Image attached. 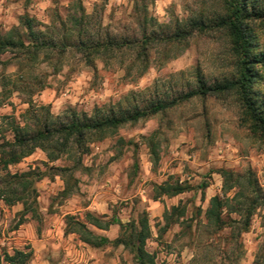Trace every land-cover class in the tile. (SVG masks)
<instances>
[{"label": "rangeland", "instance_id": "obj_1", "mask_svg": "<svg viewBox=\"0 0 264 264\" xmlns=\"http://www.w3.org/2000/svg\"><path fill=\"white\" fill-rule=\"evenodd\" d=\"M72 2L0 0V36L18 26L24 14L40 22L41 28L54 21L56 12L65 18ZM81 2L112 35L139 39L146 28L161 40L150 50L148 68L141 75V62L128 50L106 66L96 60L95 71L72 52L66 54L56 75L41 60L36 62L33 75L49 85L33 100L48 106L54 116L69 108L91 115L96 110L117 113L153 100L169 101L196 89L199 80L210 85L234 71L235 60L223 31L195 33L182 43L164 44L189 17L220 11L219 0ZM136 3L147 6L146 23L143 13L134 12ZM250 27L255 51L263 54L255 67L253 88L264 100V19H254ZM11 58L8 53L0 55V62ZM15 70L13 63L0 65L1 77ZM25 98L15 92L0 107V142L3 136L11 139L8 118L19 117L27 107ZM240 112L232 95L194 96L164 113L124 125L115 135L90 145L82 160L85 169L73 173L78 184L69 197L62 196L64 182L58 176L35 182L37 217H23L21 204L7 207L0 201V250H31L28 264H135L121 246L93 248L75 234L64 235L65 217L83 220L88 211L104 220L116 217L125 223L146 212L152 226L146 249L155 254L156 264H264V207L256 210L246 232L241 231V222L213 237L204 227L209 199L221 193L220 170L253 173L264 196V142L253 138L242 125ZM150 144L156 146V163ZM43 162H47L45 153L36 149L9 171L42 168ZM49 165L71 167L72 163L63 158ZM167 180L183 182L191 189L155 200V185ZM202 185L207 186L203 191ZM172 206L184 209V215L163 232V212ZM230 217L239 220L233 214ZM98 232L115 238L119 228L114 225ZM196 257L199 261L191 262Z\"/></svg>", "mask_w": 264, "mask_h": 264}, {"label": "trees", "instance_id": "obj_2", "mask_svg": "<svg viewBox=\"0 0 264 264\" xmlns=\"http://www.w3.org/2000/svg\"><path fill=\"white\" fill-rule=\"evenodd\" d=\"M29 1V0H28ZM221 10L211 15L200 13L184 20L176 33L164 44L182 43L195 33H207L219 30L225 32L229 40L230 52L235 60L234 71L229 77L210 85L197 81L196 89L172 100H153L143 107L134 106L131 110L117 113H103L96 110L91 115L67 109L54 116L48 106L38 105L33 97L48 87L45 80H38L33 75L36 62L41 60L58 74L63 68V61L68 52L79 56L81 63L96 70L95 61L100 60L104 66L124 51L135 52V60L141 62L143 74L148 68L149 53L160 38L147 33L144 28L141 38L115 36L102 28L101 23L85 11L81 0L71 3L65 18L57 12L54 21L48 26L35 18L24 14L19 25L12 27L0 36V55L10 54V60L0 62L7 66L13 63L16 70L12 75H0V107L5 105L13 93L25 95L27 107L18 118H8V131L11 139L2 137L0 142V201L7 207L22 205L21 215L31 214L37 217L35 182L44 177H60L64 182L61 191L63 197H69L77 188L78 179L74 172L85 169L82 160L89 153L90 145L102 142L115 135L126 124H133L154 115L164 113L183 100L194 96L222 97L232 95L240 107V121L253 138L264 142V100L254 91L257 79L256 65L262 61L263 54L255 51L254 34L250 22L264 19V0H219ZM134 12L143 13L146 23L147 6H134ZM154 163L157 161L156 146L150 144ZM40 149L46 155L47 162L42 168L29 169L24 172H10L9 167L20 163L24 158ZM67 158L72 166L54 167L49 163ZM222 178L221 193L213 195L204 212L210 236H215L227 228H233L241 222V231L246 232L250 220L258 208L264 207V196L253 173H233L229 170L218 172ZM202 185V191L206 188ZM155 200L161 196L175 197L190 190L183 182L170 183L168 180L155 185ZM203 194V192H202ZM233 214L239 220L231 218ZM184 215V209L172 206L163 212V232L177 224ZM120 228L119 235L110 240L96 234L89 228L108 230L110 225ZM191 228V226H189ZM64 235L75 234L80 241L93 248L106 245L121 246L133 257L135 264H156L155 254L146 249V242L152 230L146 212L137 219L121 222L116 217L104 220L91 212H85L83 220L67 215L65 217ZM1 235V233H0ZM32 252L0 250V264H28ZM199 257L191 260L197 263ZM264 261V258H262ZM194 260V261H193Z\"/></svg>", "mask_w": 264, "mask_h": 264}, {"label": "crops", "instance_id": "obj_3", "mask_svg": "<svg viewBox=\"0 0 264 264\" xmlns=\"http://www.w3.org/2000/svg\"><path fill=\"white\" fill-rule=\"evenodd\" d=\"M92 213V212H91ZM93 214V213H92ZM96 216V215H95ZM149 224H150V222H149ZM114 225H116V224H113V225H110V229L112 228V226H114ZM118 226V225H117ZM150 227H151V230H152V226H151V224H150ZM89 228L91 229V230H93L96 234H98V235H101V236H105V237H107V238H109L110 240H112V239H114V238H110L109 236H107V235H104V234H100L98 231H108V230H100V229H96V228H94V227H92V226H89ZM108 228V229H109ZM118 228H119V226H118ZM119 233H120V228H119ZM119 235V234H118ZM117 235V236H118ZM116 236V237H117ZM115 237V238H116Z\"/></svg>", "mask_w": 264, "mask_h": 264}]
</instances>
